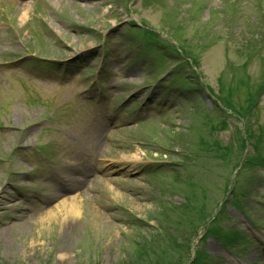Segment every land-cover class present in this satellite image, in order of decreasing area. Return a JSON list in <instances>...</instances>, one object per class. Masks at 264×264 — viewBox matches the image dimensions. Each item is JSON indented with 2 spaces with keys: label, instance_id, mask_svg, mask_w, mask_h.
Returning <instances> with one entry per match:
<instances>
[{
  "label": "rangeland",
  "instance_id": "obj_1",
  "mask_svg": "<svg viewBox=\"0 0 264 264\" xmlns=\"http://www.w3.org/2000/svg\"><path fill=\"white\" fill-rule=\"evenodd\" d=\"M11 1L0 0V60L19 56L33 49L49 60L73 61L84 50H91L96 46L95 54L101 51L108 60L111 56V62L108 61L109 70H115L123 78L122 81H127L133 88L145 86L152 78L158 77L164 79V86H168L167 81L170 80L167 71L173 64L167 62L168 65L152 77L150 61L153 57H149L151 55L140 50L136 42H132V37L138 35L133 32L126 37L129 32H120L127 23L132 25L130 18L121 12L117 15L109 14L110 7L100 5L102 0H34L33 4L30 3L31 0H23L20 4ZM126 1L118 0L117 6L124 7ZM157 1L161 3L163 0ZM234 1L174 0L165 4V7L160 4L161 6L145 9L139 5L136 8L137 15L132 20L137 16L143 17L160 36H165L173 43V48L166 45L169 49L177 51L186 48L188 52L191 51L199 60L198 70L212 92L227 96L229 102L243 112L246 107L245 89L250 87L249 94H252L258 85L264 83V67L260 61H264V10L261 11L257 6L259 0ZM172 4L177 6L172 7ZM232 10L236 12L235 16ZM253 18L256 22H261L262 30L258 38H255L253 29L257 26H249ZM116 22L121 24L117 25ZM99 30L107 32L104 44L98 40ZM141 33L145 42L152 39L144 29ZM123 35L125 36L122 37ZM116 42H120V45H115ZM104 45L106 50H101ZM156 48L152 50L155 55L159 47ZM103 56L101 54L99 58ZM82 61L80 67L89 66V63ZM14 73L16 72L0 69V264H186L189 261L186 249L192 228L217 214L216 210L223 198L224 182L232 165L229 161L234 159L239 148L237 130L241 135L242 126L234 122L226 112L217 111L213 99L204 100L197 93L191 97L192 101L188 98L190 101L187 104L194 106L200 98L205 103L192 108L187 106L186 112L182 114L184 117L176 116L181 119L180 126H184L186 121L193 124L197 117L190 118L188 115L201 108L202 114L197 120L198 133L193 135L195 141L190 149L187 147L191 145L190 134L178 132L180 128L176 132L169 129L177 125L172 117L160 119L151 126V118L144 119L143 114H137L130 117L135 119L136 129H118L112 134L106 129L94 135L95 126L90 128L91 126L75 125L58 130L65 124L64 121L53 125L51 122L53 131L43 132V120H54L52 112L65 107H70L80 117L97 115L98 111L96 107H92L85 112L75 100L65 107L55 101L51 110L46 113V104L42 110L34 107L32 91L29 90L34 86V91H38L37 86L29 84L26 78ZM67 80L62 76L54 78L58 88H62ZM121 85H118L120 89L117 86V92L125 89L126 86ZM145 89L147 88L136 93L132 100L134 103L141 99L139 97ZM259 91L256 107L248 115L251 123L257 121L263 127L264 88L261 87ZM158 94L161 96V88L148 91L147 98L143 100L157 101ZM166 97L169 98L168 95ZM99 104L104 108L102 102ZM117 105V101H114V106ZM178 112H182V109ZM194 114L198 115V111ZM155 115L161 117L163 114ZM235 116L240 119L239 115ZM240 120L245 127V135L252 144L255 136L251 134L248 123ZM188 129L189 132L192 130L190 127ZM259 132L264 134V128ZM59 142L67 146L66 151H61ZM38 144L44 145L46 150L54 151L51 157H38L36 165L40 169H54L60 164V160L71 162L78 157L75 151L79 152L76 149L80 147L85 152L84 155L103 153V157L115 162L116 165L112 168L119 170L106 181L96 178L88 185L73 187V191H76L74 196L67 197L59 193L51 204L46 205L42 197L52 192L50 182L45 179L41 183L37 177L51 178L53 174L50 175L47 171L38 174L36 171L31 175L12 176L8 182L5 181L7 175L4 171L8 165L3 162L5 157L11 158V161L6 160L7 163L11 162L8 165L10 172L28 171L25 162H19L12 156L16 155L14 157L19 160H30L31 153L27 151ZM162 144L174 149L169 153L171 155L152 148V145ZM212 146L216 147L212 149L213 154H210ZM16 151L22 152V159L17 156ZM135 155L138 160L133 166L122 160ZM165 155L170 162L169 167H165L167 175L151 173L145 177L143 165L148 160H164ZM194 156L200 158L201 162ZM193 160L202 164L203 172L197 174L198 178L188 174ZM120 163L124 165L118 166ZM175 174L183 176V180L197 182L201 192L188 191L185 186L177 185ZM164 185L170 186L168 189L181 187L175 191H182L184 197H161ZM13 188L19 192L12 191ZM261 197L264 198V182L260 190L250 197L248 212L228 203L223 215L228 217V221L217 220L212 225L220 236L228 227H238L249 237L248 243H235L226 247L214 237L203 239L198 244L202 261L216 258L222 260L223 264H264V199ZM70 199L79 203L80 213L74 220H68L66 216L63 219L54 214L48 215L62 201ZM126 214L134 218L133 224L126 218ZM162 214H168L171 220ZM149 218L155 219L150 222L154 226L157 224L156 220L162 224L164 220H168L173 231L158 236L147 226L135 223L148 221ZM144 242L156 247L146 248L142 246Z\"/></svg>",
  "mask_w": 264,
  "mask_h": 264
},
{
  "label": "bare ground",
  "instance_id": "obj_2",
  "mask_svg": "<svg viewBox=\"0 0 264 264\" xmlns=\"http://www.w3.org/2000/svg\"><path fill=\"white\" fill-rule=\"evenodd\" d=\"M122 160L124 163L135 164V161L138 160V157L135 155L134 157H125V159H122ZM54 193H57V192L54 191ZM78 205L79 203H77V201H75L74 199L62 201L58 206L53 208V210L50 213H48V215L54 214V216L56 217L61 216L63 219L66 216L68 220L70 219L74 220L80 213Z\"/></svg>",
  "mask_w": 264,
  "mask_h": 264
}]
</instances>
